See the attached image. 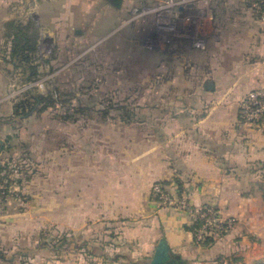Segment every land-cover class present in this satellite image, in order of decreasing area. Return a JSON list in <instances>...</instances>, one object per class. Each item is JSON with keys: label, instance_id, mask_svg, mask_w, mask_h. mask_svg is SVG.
Segmentation results:
<instances>
[{"label": "crops", "instance_id": "1", "mask_svg": "<svg viewBox=\"0 0 264 264\" xmlns=\"http://www.w3.org/2000/svg\"><path fill=\"white\" fill-rule=\"evenodd\" d=\"M152 1L141 19L132 15L137 0L120 9L109 0H0V146L16 120H2L15 112L3 79L21 71L2 53L6 23L33 20L70 49L101 37L110 53L116 39L128 79L116 117L70 133L92 140L70 154L69 181L55 184L53 201L0 205V264H150L162 238L185 264L264 261V133L240 118L241 100L264 89V0ZM200 38L205 49L195 46ZM131 89L148 101L127 97ZM156 182L235 225L197 245L189 213L152 199ZM47 229L54 245L42 241Z\"/></svg>", "mask_w": 264, "mask_h": 264}, {"label": "rangeland", "instance_id": "2", "mask_svg": "<svg viewBox=\"0 0 264 264\" xmlns=\"http://www.w3.org/2000/svg\"><path fill=\"white\" fill-rule=\"evenodd\" d=\"M167 2L171 0H160L157 6H165ZM152 4V0H137L135 5L138 8L132 15L142 16L144 11L140 8ZM144 17H149V14L141 19ZM42 33L44 37L41 40ZM45 36L40 29L39 76L32 81H24L21 71L12 70L7 79H3L11 86L5 95L11 98L14 106L28 94L47 95L53 91L56 99L55 104L44 111L40 110L41 105H37L27 116L14 112L2 117L7 122L16 120L12 121L14 130L9 131L12 136L5 143L4 153L7 156H3L0 163L2 167L10 165L11 181L9 186L6 182L0 185L6 194L0 195L3 203L0 205L11 201L10 207L16 210L23 208V204L33 198L53 201L55 184L69 181L70 154L85 150V143L92 140V137L87 139L84 136L71 139L70 133L76 129H99L101 119L116 117L114 107L123 101L124 95L120 91L128 82L122 75L127 66L118 60L116 39L110 42L108 53L105 44L101 43V37L95 38L91 49L85 40H79L78 45L70 49V42L61 41L55 46ZM152 45L149 40L146 46ZM119 73L122 74L119 76ZM136 80L141 82L139 78ZM129 81L133 82V79ZM126 95L131 99L137 96L136 101H148V95H136L132 89L131 94L128 92ZM93 149H97L96 145ZM56 239L48 229L42 237L43 242L51 245Z\"/></svg>", "mask_w": 264, "mask_h": 264}, {"label": "built area", "instance_id": "3", "mask_svg": "<svg viewBox=\"0 0 264 264\" xmlns=\"http://www.w3.org/2000/svg\"><path fill=\"white\" fill-rule=\"evenodd\" d=\"M264 20V13L261 14ZM207 41L200 38L195 42L199 49L206 48ZM240 118L248 125L264 133V89L250 92L240 102ZM6 195L0 187V195ZM152 199L159 206L184 210L189 213L194 240L197 245L208 246L211 242L221 238L224 231H229L235 225L234 219H224L219 211L212 205L193 207L185 193H179L163 182H156L152 187ZM1 198V197H0ZM0 199V204L1 203ZM199 224V226H196ZM229 259H224L222 264H229Z\"/></svg>", "mask_w": 264, "mask_h": 264}, {"label": "trees", "instance_id": "4", "mask_svg": "<svg viewBox=\"0 0 264 264\" xmlns=\"http://www.w3.org/2000/svg\"><path fill=\"white\" fill-rule=\"evenodd\" d=\"M6 40L8 47L2 50V53L10 57V60L14 67L21 70L24 77V81H32L39 76V53L38 45L40 39V27L33 20H14L6 23ZM62 95V94H60ZM53 91L49 92L47 95H34L28 94L21 102L15 104V113L23 114L25 116L29 115L34 111L37 105H41V111L46 110L48 107L55 104L56 99ZM10 139V138H9ZM5 145L0 146V155L5 152ZM11 159V158H10ZM10 165L2 167L0 165V185L7 183V186L11 185L9 178ZM7 179V180H5ZM180 189L179 193H182ZM196 226H199L197 224ZM193 230V227H192ZM227 234L224 231L221 237ZM211 244L215 241H208ZM88 246V245H87ZM224 259H229V264H244L241 259L237 256L220 257L216 260V264H222ZM255 264H264V261L257 262Z\"/></svg>", "mask_w": 264, "mask_h": 264}, {"label": "water", "instance_id": "5", "mask_svg": "<svg viewBox=\"0 0 264 264\" xmlns=\"http://www.w3.org/2000/svg\"><path fill=\"white\" fill-rule=\"evenodd\" d=\"M110 4L120 9L123 4V0H109ZM34 19H37L36 15L30 14ZM150 264H185L181 257L175 255L170 248L169 242L166 238H162L156 248L155 254Z\"/></svg>", "mask_w": 264, "mask_h": 264}]
</instances>
